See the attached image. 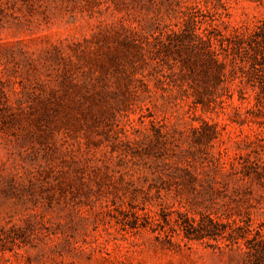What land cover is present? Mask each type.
I'll return each mask as SVG.
<instances>
[{
	"label": "rangeland",
	"instance_id": "obj_1",
	"mask_svg": "<svg viewBox=\"0 0 264 264\" xmlns=\"http://www.w3.org/2000/svg\"><path fill=\"white\" fill-rule=\"evenodd\" d=\"M172 1L0 0V74L20 116L0 130V264H264L213 240L168 243L117 219L164 160L181 157L223 181L215 199L264 224V44L253 66L247 55L228 63L230 97L214 110L178 92L172 60L147 50L125 51L121 65L109 59L123 55V25L143 33L169 23ZM179 1L220 12L225 34L264 19V0ZM43 104L56 112L37 120ZM203 119L220 133L193 145ZM206 198L192 207L206 210ZM166 201L178 208L173 195Z\"/></svg>",
	"mask_w": 264,
	"mask_h": 264
},
{
	"label": "trees",
	"instance_id": "obj_2",
	"mask_svg": "<svg viewBox=\"0 0 264 264\" xmlns=\"http://www.w3.org/2000/svg\"><path fill=\"white\" fill-rule=\"evenodd\" d=\"M170 4L172 19L169 23H158L143 33L123 25L120 40L123 55L110 56V61L121 65L123 56L126 57L125 51L143 55L144 50L165 60L167 65L172 60L179 69L178 82L173 80L178 92L192 96V105L202 110H214L217 105L222 107L225 102L222 96L230 97L226 83L234 70L233 66L228 68V63L236 64L237 59L244 62L247 55L246 59L249 57L253 66L263 56L264 19L251 28H234L225 34L219 28L221 13L217 10H203L194 3L182 5L179 0ZM243 66L239 68L243 70ZM123 72L125 77L128 76L125 70ZM2 77L0 74V130H6L20 121V116L9 102ZM43 105L44 108L36 112L37 120L48 119L56 112L54 106ZM205 129L210 132H201ZM219 133L215 123L203 119L200 127L193 128L192 144L211 142ZM181 162V157L175 162L164 160L155 170L153 181L139 187L132 194L128 207L119 210L118 221L125 228L149 229L156 233L155 237L168 243H173L174 236L181 235L188 241L213 240L212 245L219 249L228 247L256 258L264 257V224L254 223L246 208L233 210L215 199L214 193L225 187L222 180L216 176H201L191 160L186 159L184 165ZM234 165L231 162L232 169ZM223 167L219 159L214 162V168L226 177L228 173L225 174ZM251 171L243 168L241 173L248 176ZM253 172L259 175L257 170ZM169 194L173 195L178 208L166 201ZM197 195H206V199H212L213 203L206 206V210H197L192 207L193 203L201 202L195 199ZM153 197L157 199V210L149 207Z\"/></svg>",
	"mask_w": 264,
	"mask_h": 264
}]
</instances>
